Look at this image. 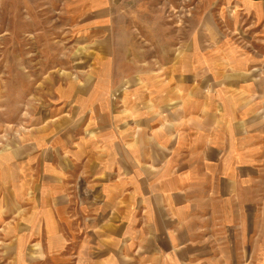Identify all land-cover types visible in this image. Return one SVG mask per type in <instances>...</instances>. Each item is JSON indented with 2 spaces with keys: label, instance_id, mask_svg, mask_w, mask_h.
<instances>
[{
  "label": "crops",
  "instance_id": "1",
  "mask_svg": "<svg viewBox=\"0 0 264 264\" xmlns=\"http://www.w3.org/2000/svg\"><path fill=\"white\" fill-rule=\"evenodd\" d=\"M219 4L232 26L216 40L154 72L58 86L0 153V191L32 192L27 226L49 251L264 264V0Z\"/></svg>",
  "mask_w": 264,
  "mask_h": 264
},
{
  "label": "rangeland",
  "instance_id": "2",
  "mask_svg": "<svg viewBox=\"0 0 264 264\" xmlns=\"http://www.w3.org/2000/svg\"><path fill=\"white\" fill-rule=\"evenodd\" d=\"M231 22L219 0H0V153L51 107L58 86L92 71L119 80L154 72ZM32 199L0 191V264H76L73 245L49 251L27 226Z\"/></svg>",
  "mask_w": 264,
  "mask_h": 264
}]
</instances>
